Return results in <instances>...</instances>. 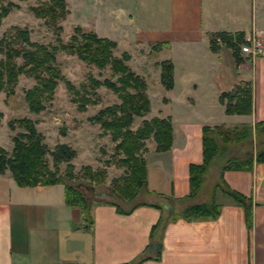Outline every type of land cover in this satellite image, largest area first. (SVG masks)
I'll return each instance as SVG.
<instances>
[{"label":"crops","instance_id":"1","mask_svg":"<svg viewBox=\"0 0 264 264\" xmlns=\"http://www.w3.org/2000/svg\"><path fill=\"white\" fill-rule=\"evenodd\" d=\"M116 9L102 15L96 9L100 20L111 22L95 31L99 37L115 40L129 63L149 58L154 67L162 60L173 65L174 85L167 90L173 97L165 104L179 100L167 114L172 144L145 157L146 183L153 166V181L164 191L153 194L146 185L148 199L125 214L106 200L87 198L85 218L65 203L63 185L20 187L6 171L0 175V264H130L140 256L139 264H264V162L251 171L223 173L231 189L251 198L250 226L242 207L218 190L216 219L166 220L169 206L163 203L170 198L174 214L188 203V167L202 162L204 125L234 129L264 121V56L252 60L240 53L236 65L230 48L220 44L213 52L209 46L210 35L218 32H242L244 40L256 34L264 42V0H131L124 16ZM155 44L160 46L152 51ZM160 53L165 55L158 60ZM242 81L251 85L252 112L226 115L219 96ZM152 242L160 244L154 252Z\"/></svg>","mask_w":264,"mask_h":264},{"label":"trees","instance_id":"2","mask_svg":"<svg viewBox=\"0 0 264 264\" xmlns=\"http://www.w3.org/2000/svg\"><path fill=\"white\" fill-rule=\"evenodd\" d=\"M5 1L0 0V21L11 9V1L4 4ZM33 11L36 17L44 19L48 26L55 27L56 31H60L61 27H56V22L65 17L68 9L64 0H43L38 7L33 8ZM243 42L244 34L242 32L234 34L218 32L209 37L210 49L215 52L220 44L230 48L236 65L242 61L239 54L240 44ZM116 46L115 41L98 37L94 31H85L82 27L76 26L73 28L69 41L62 45V49L68 50L70 54H76L80 60L93 64L99 69L109 66L112 75L117 76L115 81L107 78L102 83L109 89L120 93L119 95L123 100L122 104L114 109L100 110L91 117V120L109 130L113 141L119 140L115 150L124 153V158H121L119 162L125 165L129 172L128 175L125 174L113 181L119 185V193L125 194L127 199L129 193H132L130 197L133 198L139 192H144L146 186V164L139 154L145 150V145L141 141L152 137L155 141V151H168L172 144V125L169 118H154L144 120L142 126L134 130L130 128L134 117L142 116L149 111L150 101L145 92L146 83L144 79L126 64V61L130 59L129 54L123 52L120 57L113 56V50ZM159 46L155 44L152 49L157 50ZM57 51L56 46L46 47L30 41L29 31L25 28H14L12 34H4L3 38L0 39V53L4 55V58L0 59V91L14 85L19 74L32 76L36 83L32 89L26 91L25 100L31 112L39 113L42 111L45 108L44 101L51 98L56 88L57 78L62 79L56 65ZM17 58L21 59L20 63L16 62ZM159 66L160 83L166 90L172 89L174 85L172 62L162 60L159 62ZM130 90L132 93L129 92ZM219 102L224 105L226 114H250L252 112L250 83L242 81L230 91L223 92L219 96ZM21 121H25L26 131L19 132L12 137L13 147L10 153L0 146V175L8 171L20 187L61 184L64 187L65 203L71 207L80 208L86 218L89 215L90 203L80 187L72 182L73 165L70 161L75 156V151L67 144L62 143L56 145L53 151L48 152L46 144L43 142V135L35 129L28 119L23 118ZM9 126L12 127V123H9ZM254 129L258 134L260 130L264 133V121L256 122L254 127L242 125L234 129L204 125L201 134L202 162L189 165V192L184 199L188 202L192 201L202 192L204 177H206L208 170L214 166L218 152L225 153L231 141L247 142L252 138ZM48 154L51 156V166L48 164ZM261 162H264V148L256 154L228 157L220 169L217 168L219 180L213 185L211 197L205 202L186 203L180 213L166 214V220L177 217L185 221L216 219L220 214V205L215 202L213 195L216 190H219L242 207L246 224L250 226L251 198L231 189L224 181L223 173L227 170L251 171L254 163ZM61 163H66L64 176L58 174ZM93 177L97 178L99 174L95 173ZM129 189L130 191H128ZM112 195L115 194L112 193ZM105 202L115 205L119 212L124 213H128L139 204L133 203L130 208L123 210L113 200H106ZM162 224L163 216L152 227L151 233L153 234ZM142 260L144 257L140 256L139 260L130 264H139Z\"/></svg>","mask_w":264,"mask_h":264},{"label":"rangeland","instance_id":"3","mask_svg":"<svg viewBox=\"0 0 264 264\" xmlns=\"http://www.w3.org/2000/svg\"><path fill=\"white\" fill-rule=\"evenodd\" d=\"M8 1H11L12 5L7 15L2 17L0 21V39L3 38L4 34H12L14 28H25L29 31L30 41L46 47L56 46L58 48L55 56L56 65L62 79L57 78V85L51 98L44 101L45 108L39 113L31 112L25 100L26 91L32 89L36 83L32 76L19 74L14 85L0 91V146L10 153L13 147L12 137L19 132L26 131L25 121H21L26 118L43 135V142L46 144L48 152L53 151L56 145L62 143L67 144L75 151V156L70 161L73 165L72 182L80 187L87 198L113 200L123 210L130 208L133 203L148 199L144 192H139L133 198L130 197L132 193H129L127 199L125 194L119 193V185L113 180L119 179L125 174L128 175L129 169L119 162L121 158H124V153L115 150L119 140L113 141L109 130L91 120V117L100 110L114 109L122 104L123 100L119 95L120 93L109 89L102 83L107 78L115 81L117 76L112 75L109 66L99 69L93 64L80 60L76 54H70L68 50L62 49V45L69 41L73 28L76 26L82 27L85 31L94 32L96 30L102 32L105 28L110 27L111 22L108 17L102 16L100 20L96 9L99 8L100 11H98L102 15V12L105 13L106 10L116 6L117 16L120 14L124 16L126 14L125 6L131 3V0H64L68 12L63 19H58L56 22V27H61L60 31H56L55 27L48 26L44 19L36 17L34 14L33 8L38 7L43 0H6L4 4ZM154 1L156 4L158 3V0ZM113 20L116 21V18ZM115 30L118 32L119 27ZM97 36L100 35L97 34ZM152 51L156 50L152 49ZM123 52L121 48L116 46L113 50V56L120 57ZM156 55L159 60L165 54ZM156 55L154 54V56ZM3 58L4 55L0 53V59ZM129 60L126 61L129 68L144 79L146 83L145 92L150 101L149 111L142 116L134 117L130 126L134 130L142 126L144 120L167 116L170 113L168 111H173L174 107L178 108L179 100L174 99L169 105H165L166 98H172L173 95L168 93L160 83V66L159 68L154 67L149 58L148 60H135L130 63ZM16 62L20 63L21 59L17 58ZM129 92L132 93L131 90ZM214 116L218 117L217 113ZM9 123H12L13 128L9 126ZM246 125L254 127L252 124ZM141 142L144 143L145 150L139 154L145 161L147 154L155 150V141L150 137ZM229 144L227 151L225 153L219 151L215 158L214 165H217L218 169L228 157L256 154L264 148V133L260 130L258 134L254 129L252 138L247 142L231 141ZM47 159L51 166L52 160L49 154ZM65 167L66 163L60 164L58 172L60 176L65 175ZM150 168L151 175L148 178L151 177V179L148 181L147 178V190L153 194L159 190L164 191L157 178L153 181V177L156 175L154 174V167L151 166ZM95 173L99 174V177L94 178ZM101 174L103 175L100 176ZM205 176L202 192L188 203L205 202L211 197L213 185L219 180V170L210 168ZM163 203L170 207L167 202L163 201ZM120 213L125 214L124 212Z\"/></svg>","mask_w":264,"mask_h":264},{"label":"built area","instance_id":"4","mask_svg":"<svg viewBox=\"0 0 264 264\" xmlns=\"http://www.w3.org/2000/svg\"><path fill=\"white\" fill-rule=\"evenodd\" d=\"M241 53L252 60L264 56V42L263 39L256 35L252 34L250 37L245 39V42L240 44Z\"/></svg>","mask_w":264,"mask_h":264},{"label":"water","instance_id":"5","mask_svg":"<svg viewBox=\"0 0 264 264\" xmlns=\"http://www.w3.org/2000/svg\"><path fill=\"white\" fill-rule=\"evenodd\" d=\"M167 200H168L169 205H170V207L168 209V213L169 214H172V212H173V202H172V200L170 198H167ZM159 247H160V244L159 243H156V242H152L149 245V249L151 251H153V252L156 251V249H158Z\"/></svg>","mask_w":264,"mask_h":264}]
</instances>
